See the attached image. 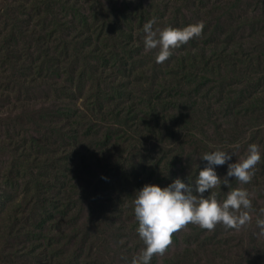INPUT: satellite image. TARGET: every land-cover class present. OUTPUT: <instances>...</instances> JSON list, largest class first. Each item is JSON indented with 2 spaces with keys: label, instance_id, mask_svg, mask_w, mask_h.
<instances>
[{
  "label": "rangeland",
  "instance_id": "1",
  "mask_svg": "<svg viewBox=\"0 0 264 264\" xmlns=\"http://www.w3.org/2000/svg\"><path fill=\"white\" fill-rule=\"evenodd\" d=\"M152 19L203 29L157 63ZM253 143L251 180L212 190L246 189L252 222L189 223L151 264H264V0H0V264H131L136 190Z\"/></svg>",
  "mask_w": 264,
  "mask_h": 264
},
{
  "label": "clouds",
  "instance_id": "2",
  "mask_svg": "<svg viewBox=\"0 0 264 264\" xmlns=\"http://www.w3.org/2000/svg\"><path fill=\"white\" fill-rule=\"evenodd\" d=\"M155 23V19L144 23L142 39L145 52L158 49L157 63L166 61L173 49L187 44L203 29V22L183 28H154ZM232 155L220 148L205 152L200 159L207 163L203 168L199 165L195 181L190 176L187 182L178 177L165 187L145 184L135 191L132 202L138 221L136 231L144 247L133 255L131 264H151L154 255H163L172 244L173 234L189 223L207 230L215 229L217 224L239 230L252 222L253 203L246 189L234 188L223 199H218L212 191L220 184L229 186L233 177L248 183L252 169L262 159L259 145L255 143L248 146L245 157L229 163ZM225 164L227 172L221 177L216 166ZM255 223L259 229L257 235L264 236V217L258 216Z\"/></svg>",
  "mask_w": 264,
  "mask_h": 264
},
{
  "label": "trees",
  "instance_id": "3",
  "mask_svg": "<svg viewBox=\"0 0 264 264\" xmlns=\"http://www.w3.org/2000/svg\"><path fill=\"white\" fill-rule=\"evenodd\" d=\"M48 9H50V7H47ZM75 10H76V8L75 7H73ZM72 8V9H73ZM77 11V10H76ZM90 12H91V15H93L94 17H96V15L93 13V11L92 10H90ZM76 13V12H75ZM46 52V51H45ZM47 57H49L48 55H47Z\"/></svg>",
  "mask_w": 264,
  "mask_h": 264
}]
</instances>
